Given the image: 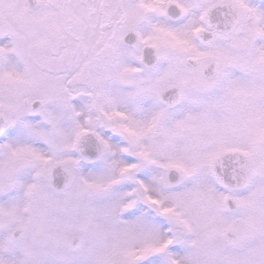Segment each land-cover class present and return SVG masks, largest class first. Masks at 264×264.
<instances>
[{"label":"snow or ice","instance_id":"obj_1","mask_svg":"<svg viewBox=\"0 0 264 264\" xmlns=\"http://www.w3.org/2000/svg\"><path fill=\"white\" fill-rule=\"evenodd\" d=\"M0 264H264V0H0Z\"/></svg>","mask_w":264,"mask_h":264}]
</instances>
